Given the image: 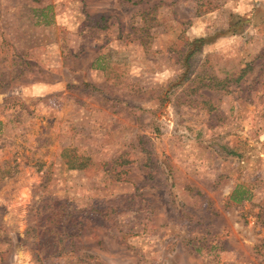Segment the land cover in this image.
<instances>
[{"label":"rangeland","instance_id":"374dc122","mask_svg":"<svg viewBox=\"0 0 264 264\" xmlns=\"http://www.w3.org/2000/svg\"><path fill=\"white\" fill-rule=\"evenodd\" d=\"M0 264H264V0H0Z\"/></svg>","mask_w":264,"mask_h":264},{"label":"trees","instance_id":"16d2710c","mask_svg":"<svg viewBox=\"0 0 264 264\" xmlns=\"http://www.w3.org/2000/svg\"><path fill=\"white\" fill-rule=\"evenodd\" d=\"M205 40L204 39H197L194 42V49L191 50V53L189 54V57H192L194 54H196L198 52V50L201 49V47L204 45ZM248 70H250L249 68L243 69L239 75V77L235 78H226L222 81L220 80H216L213 81V79H209L210 82L208 83H202L201 86L203 87H208L210 89L213 90H226L230 84L238 82L240 79H242L245 74L248 72ZM213 81V82H211ZM195 87V86H194ZM193 87V88H194ZM196 91V88H195ZM230 154L235 155L236 153H234L233 151L230 152ZM61 157L64 160H67V164L69 165L70 169H85L86 168V161H84L83 159H78L77 157H73L72 155H70V151L68 149H65L61 155ZM126 163V161H125ZM40 171L42 170V168L39 169ZM242 188L240 186H237L234 191L231 193V195L228 197L227 200V205L231 206L233 204L235 205H239L245 201H248L250 199L249 193L246 190H241Z\"/></svg>","mask_w":264,"mask_h":264}]
</instances>
